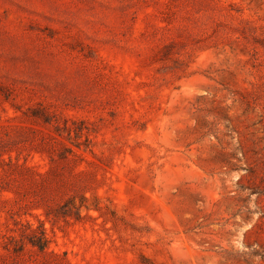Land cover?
<instances>
[{"label": "rangeland", "instance_id": "1", "mask_svg": "<svg viewBox=\"0 0 264 264\" xmlns=\"http://www.w3.org/2000/svg\"><path fill=\"white\" fill-rule=\"evenodd\" d=\"M0 264H264V0H0Z\"/></svg>", "mask_w": 264, "mask_h": 264}, {"label": "trees", "instance_id": "2", "mask_svg": "<svg viewBox=\"0 0 264 264\" xmlns=\"http://www.w3.org/2000/svg\"><path fill=\"white\" fill-rule=\"evenodd\" d=\"M39 247H42V243H40V242H38V244H37Z\"/></svg>", "mask_w": 264, "mask_h": 264}]
</instances>
